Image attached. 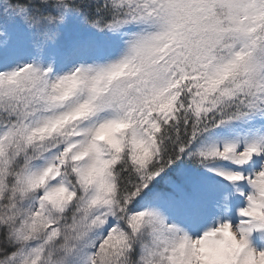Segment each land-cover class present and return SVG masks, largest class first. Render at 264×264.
<instances>
[{"label":"snow or ice","instance_id":"snow-or-ice-1","mask_svg":"<svg viewBox=\"0 0 264 264\" xmlns=\"http://www.w3.org/2000/svg\"><path fill=\"white\" fill-rule=\"evenodd\" d=\"M0 264H264V0H0Z\"/></svg>","mask_w":264,"mask_h":264}]
</instances>
